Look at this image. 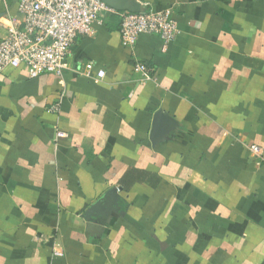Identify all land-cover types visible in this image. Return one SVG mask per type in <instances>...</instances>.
Here are the masks:
<instances>
[{"label":"crops","instance_id":"1","mask_svg":"<svg viewBox=\"0 0 264 264\" xmlns=\"http://www.w3.org/2000/svg\"><path fill=\"white\" fill-rule=\"evenodd\" d=\"M136 1L173 41L105 17L61 77L0 73V264H264V0Z\"/></svg>","mask_w":264,"mask_h":264},{"label":"built area","instance_id":"2","mask_svg":"<svg viewBox=\"0 0 264 264\" xmlns=\"http://www.w3.org/2000/svg\"><path fill=\"white\" fill-rule=\"evenodd\" d=\"M3 4L7 0H0ZM16 15L0 19V73L26 68L31 78L44 74L61 77L67 70L71 47L79 36L87 35L93 24L105 17L119 21L120 43L132 48L139 36L147 35L164 43L174 40L178 29L170 9L146 10L143 13L118 12L100 0H13ZM93 65H85L82 75L89 77ZM135 73L145 75L142 64L133 66ZM104 77L98 71L96 79ZM59 102L49 108L56 113ZM56 133L55 137H59ZM249 157L262 159L256 145L247 146ZM55 255L60 253L55 252Z\"/></svg>","mask_w":264,"mask_h":264},{"label":"water","instance_id":"3","mask_svg":"<svg viewBox=\"0 0 264 264\" xmlns=\"http://www.w3.org/2000/svg\"><path fill=\"white\" fill-rule=\"evenodd\" d=\"M103 3H105L107 6L115 9L118 12H128V13H143L146 11L145 7H142L139 3H137L136 0H100ZM160 112H158L155 115V118H158L160 116ZM114 191L109 192L107 195H104L103 197H101L96 205L92 206L87 215H91L93 213V211L96 210L97 207H99V205H101V203L108 197V196H113L114 195Z\"/></svg>","mask_w":264,"mask_h":264}]
</instances>
